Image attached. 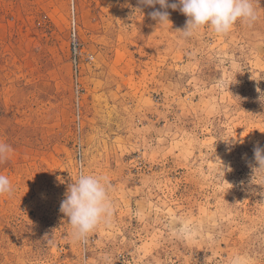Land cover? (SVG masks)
<instances>
[{
  "label": "rangeland",
  "instance_id": "374dc122",
  "mask_svg": "<svg viewBox=\"0 0 264 264\" xmlns=\"http://www.w3.org/2000/svg\"><path fill=\"white\" fill-rule=\"evenodd\" d=\"M255 7L251 27L183 40L187 17L168 8L161 29L159 4L0 0V142L14 150L0 175L15 189L0 196V264H264ZM81 173L113 186L86 242L60 212Z\"/></svg>",
  "mask_w": 264,
  "mask_h": 264
},
{
  "label": "clouds",
  "instance_id": "9594fccd",
  "mask_svg": "<svg viewBox=\"0 0 264 264\" xmlns=\"http://www.w3.org/2000/svg\"><path fill=\"white\" fill-rule=\"evenodd\" d=\"M139 3L153 7L159 4L164 9H156L150 13L161 29L171 24L167 9H179L187 17L184 28L176 30L183 40L193 38L204 29L216 35H227L237 22L251 27L260 20L259 10L255 7L256 0H175L172 3L169 0H139ZM135 11L141 13L139 8ZM260 101L264 104V93L261 94ZM223 141L229 145L238 142L234 139ZM13 151L9 144L0 142V163L10 159ZM253 151L258 167L252 164L249 166L253 168L254 179L257 175L264 176V148L257 145ZM74 181L68 185L65 199L60 204V212L68 218L73 229L71 236L86 242L98 225L111 220L114 208L110 193L113 186L107 177L87 173L79 174ZM60 182L64 181L61 179ZM14 191L9 178L0 175V196H11Z\"/></svg>",
  "mask_w": 264,
  "mask_h": 264
},
{
  "label": "built area",
  "instance_id": "2783aa9c",
  "mask_svg": "<svg viewBox=\"0 0 264 264\" xmlns=\"http://www.w3.org/2000/svg\"><path fill=\"white\" fill-rule=\"evenodd\" d=\"M79 45H80V43H79L78 37L76 35V32H74L72 34V46H73V49L75 51V54H77V50H78Z\"/></svg>",
  "mask_w": 264,
  "mask_h": 264
}]
</instances>
